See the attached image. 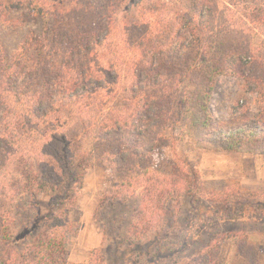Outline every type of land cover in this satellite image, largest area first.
Masks as SVG:
<instances>
[{
    "label": "trees",
    "instance_id": "16d2710c",
    "mask_svg": "<svg viewBox=\"0 0 264 264\" xmlns=\"http://www.w3.org/2000/svg\"><path fill=\"white\" fill-rule=\"evenodd\" d=\"M129 2L8 5L44 26L11 59L0 43V264H73L70 248L81 224L69 214L93 167L112 175L113 191L102 204L122 226L112 235L106 227L101 248L79 264H106L104 254L110 264H149L179 251L168 245L172 238L177 247L179 227H167L162 212V199L172 196L169 177L153 164L172 128L204 150L264 155L263 107L237 116L245 123L238 129L211 127L222 76L243 78L264 103V40L257 44L264 38V0ZM70 14L76 25L55 24ZM47 191L50 210L41 215ZM227 194L201 230L250 214L264 220V197L248 207ZM137 196L140 222L133 227L119 209ZM211 246L196 264H218Z\"/></svg>",
    "mask_w": 264,
    "mask_h": 264
},
{
    "label": "rangeland",
    "instance_id": "374dc122",
    "mask_svg": "<svg viewBox=\"0 0 264 264\" xmlns=\"http://www.w3.org/2000/svg\"><path fill=\"white\" fill-rule=\"evenodd\" d=\"M12 1L16 0H0V43L6 57L10 59L19 52L21 45L29 36H41L44 26L40 17L27 10L8 8ZM32 1L51 6H57L62 2V0ZM129 3L126 8L131 6ZM76 23L77 16L74 14L63 15V21L55 22L56 25L62 24L65 27ZM263 40L264 38L259 37L257 44H261ZM25 81L24 79L20 85ZM258 98V94L248 90L243 78L220 77L211 104L213 112L211 127L231 131L244 126L245 123L240 122L237 116L258 115L262 107L264 108V103H260ZM2 122L3 110H0V124ZM153 164L166 175L165 177H169L165 189L170 191L172 196L162 199V212L163 216L166 215L167 227H179L177 247L173 246L175 239L172 238L168 240V245L180 250L168 252L169 255L162 260L157 259L149 264H196L195 257L208 245H212L209 251L216 257L218 264H264V220L254 218L250 214L252 219L247 221L227 220L207 226L210 227L207 229L200 228L210 223L212 217L215 219V214L212 216L214 203L224 198L227 193L232 194L235 199L228 198L239 202L240 205L244 203L249 207L255 202H263L264 155L204 150L182 136L180 131L172 128L164 145L155 152ZM112 191L113 180L109 172L100 167L87 170L77 207L69 214L70 220L81 224L80 232L70 248L71 263H87L93 252L101 248L105 228L107 227V234L112 235L117 227L122 226V223L117 224L115 217L113 218L114 209L106 203L102 204V199L111 195ZM51 196L52 193L47 191L40 197L41 215L49 212ZM140 200L141 197L137 196L119 209V215L122 214L123 208L127 211L128 215L122 214V217L133 227L140 222L138 216ZM124 228L129 227L126 225L123 230ZM198 232L203 234V237L195 241ZM193 235L195 239L192 238ZM244 238H247L248 244L243 242ZM251 246L254 247L253 250ZM238 249L247 259L238 254ZM174 252L179 254L173 256ZM103 259L106 264H110L105 254ZM127 264L132 263L128 261Z\"/></svg>",
    "mask_w": 264,
    "mask_h": 264
}]
</instances>
